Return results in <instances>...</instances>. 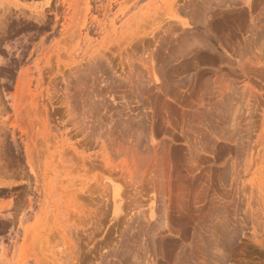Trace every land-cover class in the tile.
<instances>
[{
	"label": "rangeland",
	"instance_id": "obj_1",
	"mask_svg": "<svg viewBox=\"0 0 264 264\" xmlns=\"http://www.w3.org/2000/svg\"><path fill=\"white\" fill-rule=\"evenodd\" d=\"M0 264H264V0H0Z\"/></svg>",
	"mask_w": 264,
	"mask_h": 264
},
{
	"label": "bare ground",
	"instance_id": "obj_2",
	"mask_svg": "<svg viewBox=\"0 0 264 264\" xmlns=\"http://www.w3.org/2000/svg\"><path fill=\"white\" fill-rule=\"evenodd\" d=\"M235 22V21H234ZM229 24V23H228ZM229 26H230V24H229ZM219 27V26H218ZM62 235V234H61Z\"/></svg>",
	"mask_w": 264,
	"mask_h": 264
}]
</instances>
